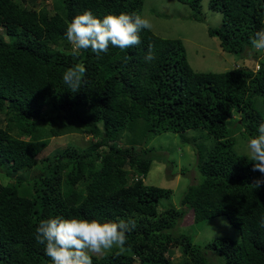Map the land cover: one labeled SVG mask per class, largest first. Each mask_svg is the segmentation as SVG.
<instances>
[{
	"label": "trees",
	"instance_id": "obj_1",
	"mask_svg": "<svg viewBox=\"0 0 264 264\" xmlns=\"http://www.w3.org/2000/svg\"><path fill=\"white\" fill-rule=\"evenodd\" d=\"M34 1L0 0V168L6 175L34 169L24 182L0 184V264H51L34 237L39 221L53 216L136 220L124 251L92 255L93 264H173L166 256L171 248L180 251L175 264H264V184L252 185L262 174L234 149V134L251 138L264 122V58L252 71L243 55L264 29V0H207L220 14L207 35L221 50L245 57L243 66L220 72L195 71L180 39L151 30L129 49L110 45L99 57L90 49L71 55L65 33L73 17L85 10L98 18L140 13L143 0H56L52 8ZM177 1L198 13L201 0ZM149 44L152 62L144 59ZM76 63L86 73L74 93L63 74ZM188 130L209 143L187 137ZM165 131L192 145L201 179L186 187L179 207L158 210L171 189L142 182L151 164L145 144ZM67 133L91 138L36 158L50 137ZM184 206L194 223L224 216L238 240L197 245L168 231L180 225ZM206 249L216 256L207 258Z\"/></svg>",
	"mask_w": 264,
	"mask_h": 264
},
{
	"label": "rangeland",
	"instance_id": "obj_2",
	"mask_svg": "<svg viewBox=\"0 0 264 264\" xmlns=\"http://www.w3.org/2000/svg\"><path fill=\"white\" fill-rule=\"evenodd\" d=\"M36 2V3H35ZM56 0H35L33 3L38 6L45 5L47 8L55 6ZM28 3V0H26ZM140 14L148 18L152 23L151 31L160 37L178 38L184 48V55L187 63L195 71L220 72L241 65L242 60L251 66L252 71L257 68L256 59L264 58L262 54L255 57V50L245 49L243 55L237 58L236 55L227 53L220 49L218 40L214 36L207 35L208 27H217L220 24V14L207 6V0H201L198 13L192 12L188 5L177 0H143ZM194 15L200 17L196 20ZM244 57V58H243ZM236 117V114H235ZM4 112L0 110V126L4 125ZM199 130H188L186 136H196V141L209 143V138L203 136L198 138ZM91 137L80 133H67L64 135L50 137L48 144L36 156V158H51L57 152H64L73 147L85 146ZM234 149L242 154L246 148L248 138L240 134H234ZM145 147L147 156L151 159L150 167L142 178L146 185L169 188L171 193L167 198H161L157 206L158 210L165 207H179V200L186 187L192 183L199 182L201 175L195 169V155L192 145L182 142L177 133L165 131L155 134L149 138ZM145 149V150H146ZM35 166V165H34ZM33 166V168H34ZM6 168H0V184H13L18 180H27L33 170L13 171L6 175ZM40 167L35 170L39 172ZM65 187L63 186L62 189ZM184 206L187 211L182 218L180 225H175L168 230L172 233L187 235L191 242L203 245L207 242L228 238L238 240V231L224 216H216L200 222H191V210ZM207 250V249H206ZM115 252H123L117 251ZM216 256L215 253L205 254ZM100 256V255H95ZM166 256L173 264L180 259L178 248H171ZM208 258V255H207ZM134 264H138L136 261Z\"/></svg>",
	"mask_w": 264,
	"mask_h": 264
},
{
	"label": "clouds",
	"instance_id": "obj_3",
	"mask_svg": "<svg viewBox=\"0 0 264 264\" xmlns=\"http://www.w3.org/2000/svg\"><path fill=\"white\" fill-rule=\"evenodd\" d=\"M151 28V21L137 12L109 13L98 18L91 10H85L68 23L65 36L74 58L88 49L99 57L108 52L110 45L121 50L139 45L140 32ZM250 43L256 52L264 53V29L257 31ZM155 58L154 46L149 44L144 59L152 62ZM85 73L84 64L76 63L63 74V81L71 92L80 90ZM257 131V135L247 139L242 153L253 162L252 170L262 174L252 184L254 189L264 184V122ZM261 223L264 225V219ZM136 226L135 219L100 221L53 216L39 221L34 238L38 244L45 245L51 264H93L92 255H105L114 249L124 251L127 234Z\"/></svg>",
	"mask_w": 264,
	"mask_h": 264
}]
</instances>
